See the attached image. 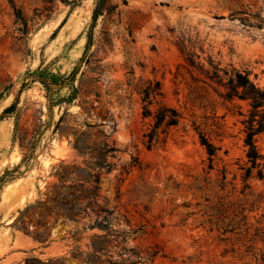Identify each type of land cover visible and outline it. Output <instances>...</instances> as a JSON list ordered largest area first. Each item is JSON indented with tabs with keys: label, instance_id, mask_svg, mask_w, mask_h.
<instances>
[{
	"label": "rangeland",
	"instance_id": "1",
	"mask_svg": "<svg viewBox=\"0 0 264 264\" xmlns=\"http://www.w3.org/2000/svg\"><path fill=\"white\" fill-rule=\"evenodd\" d=\"M97 1L0 0V116L17 102L0 119V264H88L79 252L99 230L80 227L75 241L76 225L59 222L41 243L13 223L61 180L89 173L128 231L104 243L114 260L264 264V181L241 169L237 106L248 103L225 101L182 52L264 87V0H106L88 46ZM38 69L65 86L48 92ZM148 88L153 111L164 103L181 114L151 148ZM200 131L219 148L213 169Z\"/></svg>",
	"mask_w": 264,
	"mask_h": 264
},
{
	"label": "trees",
	"instance_id": "2",
	"mask_svg": "<svg viewBox=\"0 0 264 264\" xmlns=\"http://www.w3.org/2000/svg\"><path fill=\"white\" fill-rule=\"evenodd\" d=\"M105 2L106 0L97 1L92 16V30L88 35V46L92 43L93 28L99 16L103 13ZM18 15H20L19 10ZM255 17L260 18V14H255ZM182 52L186 56L189 65L198 67L210 81L225 88V91L220 93L225 101L233 103L235 100H241L248 103L246 111H243L241 105L237 106L239 109L238 115L242 116L244 142L247 147L246 162L241 169L243 170L244 180L257 177L259 180L264 181V153L258 144L259 138H264V87L256 84L246 70L235 68L231 71L223 70L219 65L214 64L212 60H210L211 68L207 69L204 65L196 63L192 52H186L183 48ZM220 71H223V74ZM77 73L78 69L75 68L69 79L73 80ZM31 75L38 78L48 92L62 88L66 84L65 80L59 82L54 78H48L41 69ZM157 88H160L158 82ZM160 94L162 93L160 92ZM152 95L153 89L148 88L143 98L146 102L143 114L153 120L151 129L147 133L149 148L159 142L161 134L166 136L169 129L176 126L181 118L177 108L164 103H161L160 107L153 111L149 107L153 103ZM16 108L17 102H14L3 111L0 119L14 113ZM199 135L201 144L208 155V168L213 169L219 148L202 131L199 132ZM110 151H116V148L112 147ZM104 163L100 162L99 165L110 170L112 164ZM99 182L100 176L98 173H89L85 178H74L70 183L67 182V179L61 180L45 196L39 197L22 210H19V214L13 223L14 227L25 234L31 235L41 243L48 242L52 226L59 222L63 224L74 223L76 225L74 230H69L75 241L80 240L76 237L80 227L84 232L96 229L100 233L92 235V242L87 244L88 250L79 252V257H82L83 261L88 264H137L136 261H130L129 259L114 260L112 254L104 246V243L109 242L110 237L116 238L128 231L126 227L116 228L114 221L117 220L118 216H114L113 210H108L101 204L99 200L101 197ZM123 221L128 222L126 218ZM81 222H83L82 226H80Z\"/></svg>",
	"mask_w": 264,
	"mask_h": 264
}]
</instances>
